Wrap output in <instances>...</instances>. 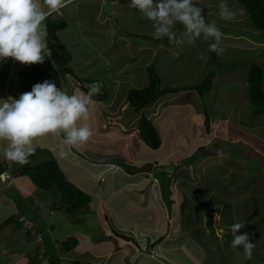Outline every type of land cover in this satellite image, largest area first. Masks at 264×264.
Returning <instances> with one entry per match:
<instances>
[{
  "label": "rangeland",
  "instance_id": "1",
  "mask_svg": "<svg viewBox=\"0 0 264 264\" xmlns=\"http://www.w3.org/2000/svg\"><path fill=\"white\" fill-rule=\"evenodd\" d=\"M118 1L119 0H78L77 2L69 4L67 7L57 11L60 16H66L68 21L67 28L58 33L59 40L66 47V54L71 56V61L68 67H70L75 75L81 79H90L101 83L104 81L106 82L104 76L106 70L101 75L97 72L99 68L98 60L100 59L101 54L105 55V52L112 47L108 45L109 40L102 38L100 34L104 32H117L119 34L133 35L132 37L135 40H133V42H136L137 44L148 43L146 40L138 39L136 37L137 34L150 35L149 42L154 43L155 41L157 49L156 62H149V58L152 57L151 53L144 51L142 55L146 58V61L149 62V66H152L162 77L164 82L162 87H164V89H179L178 87H182L183 85L185 87H196L201 85L208 76L213 75L211 86H209L211 87V90L210 92L204 93L202 96V102L200 100L201 96H197V92L187 91L181 94H167L169 95L168 99L171 101V106L167 108V112H163L160 117L154 121L157 125L159 136L160 134L163 136L165 117L169 114L174 115L172 116L175 119L174 122L170 125V128L167 127V144L164 145L166 149L160 151H156L158 149H152L155 151L149 152L143 148L142 150L144 151V154L138 158H145L147 156L159 163L161 159L163 160L162 154H164V152L168 153L170 147L175 144V138L171 131L175 130L178 134L180 133L179 143L186 146V153L175 154V158L182 157V160L173 164H168L169 167L186 164L183 168H180V173L176 177L179 187L183 185L187 194H191L192 192H190V190H194L195 187L200 191L201 187V195L205 196V199L207 197L211 201L217 196L220 201H225L226 204L227 201H232V203L228 202L229 204H232L230 205L232 206V210L227 207L225 211L227 222H232L234 220L235 212V223L238 222L242 224H245L246 221H250L251 219L255 220V218H258V216L262 214V216H259L260 219H258V223L256 224L262 227L263 233H260L259 226H257L256 229L260 236L255 234L258 237L252 236L251 238L255 247L253 248L252 258L250 260H244L242 258L243 249L240 251H234L233 248L231 249V242H229L230 238L227 240L223 234V232H225L223 230H225L224 228L226 227L225 222L221 220L220 212L221 209L226 206L225 204L216 207L214 205H218L219 202L216 203V201H212L210 202V205H213V208H208L206 210L204 208L202 209L201 213L205 214V216H201L200 219L202 220L205 218L206 222L205 229H203L204 238L201 240H203V243H207V240H211V236L213 237V241H217L214 247L217 264H235V262L239 260H244L243 264H254L253 260L255 258H261L262 261V256H264V172H262V169L259 170V172H256L253 168L256 167V162H259L264 167V115L258 114L255 116V107H253L250 100L248 69L253 64H256L264 71V31L260 30L255 32V26L251 18L248 16V13H246L245 8L242 7L237 0H226L228 6L236 13L235 19L230 21L219 18L218 5L220 0H204V2L208 4V7H206L201 0H198V2L208 10V22L215 21L222 31L223 38L221 46L225 51L223 55L218 56L215 52L209 51V42H205L203 39H198V41H196V47L189 48L185 52L187 58L193 62V64H188L180 58L172 59V55L167 53L168 49L166 45L168 39L153 38L152 32L154 29L152 27V22L142 19V14L138 10L129 8L128 5L130 4V0H123L122 2L121 0ZM39 3L42 7H45L43 5V0H39ZM102 5H105V7H102ZM96 12L98 14L95 16L94 14H96ZM110 12L115 13V15L113 17L108 16ZM116 13L120 14L117 15ZM107 17L109 19H107ZM179 26L182 27L180 24ZM173 30L175 31V29ZM157 43H159V46H157ZM197 46L200 47L197 48ZM120 55H122L121 52ZM121 57H123V55ZM6 59L7 60L0 62V81L3 76L8 75L7 71L12 65V58ZM64 63L67 62L65 61ZM19 68L20 65L16 67L15 73ZM138 73H141V71ZM135 76L137 79L134 81V87L140 89L146 84V76L144 75L145 79H143V77L137 74V72L135 73ZM67 77L70 80L72 91L83 92L80 83L77 82L73 75L70 74ZM13 80H15V76L13 77ZM15 85L16 83L12 81V86L14 89H17V86ZM107 88L110 94L115 96L119 94L118 102H121L129 90L133 89L129 85H122L116 89L115 93L112 86H108ZM111 96L106 99V101H108ZM186 102L194 103L191 107H185ZM114 108L115 106L111 108V111ZM102 109L104 111L106 110V113H108L110 111V106H105V104H103ZM205 112L208 113L211 122L210 126L212 130L208 133L206 131L205 122L203 121L205 119ZM106 113L100 111V113L95 114V117H105ZM215 116H218L220 121L216 122ZM79 123L89 124L93 135L87 143L80 145L82 147H87L86 152H83L80 148L77 149L78 147H76V162L81 164L85 171L93 172L96 170L95 165L92 163L94 158L95 163L97 160L105 161V157L99 154V149H97L94 144V139L97 134L102 135L108 133L102 132V130H104V128L107 129V127L103 121L102 125L96 128L94 121L91 120L90 114L88 120H81ZM240 123H243L244 127H241ZM98 128L99 130H97ZM202 135L205 137L201 138ZM42 137L47 143L55 141L52 134H46ZM60 139L62 140V137H60ZM200 139L202 140L201 144L200 142L197 143V140ZM61 142V150L63 148V151L68 153L70 149H68L67 146H63ZM112 147H115V145H112ZM205 151L212 153V155L205 156ZM46 152L47 156L52 154L47 150L42 154H45ZM42 156L43 158L47 157L46 155ZM70 157L74 158L73 153L70 154ZM199 158L201 159L199 160ZM113 159L116 163H120L121 165L124 164L120 158ZM198 160L199 167L195 168L194 166L197 165ZM190 162L195 164L190 165ZM156 167H159V170H162L163 173L161 176H164V178L167 179V182H169V167L155 165V169ZM69 171L70 176H68L71 179L82 180V183L86 186L85 188L90 189L91 193L94 195L97 193L95 197L96 207L104 209L106 206L104 201L111 198V195L109 196L108 192L112 185L111 181L107 179L109 175L103 174L101 176L100 185L98 184L100 181L92 178L88 172H84V175H78L81 174V172L76 167H74V171L78 174H75L71 167L69 168ZM133 173L134 170L132 171V174ZM123 179L126 184L132 182V179L128 176ZM29 180H26L27 183L18 194L19 196L17 199L19 200V203L22 202L24 196L30 194L33 195L32 189L38 188L34 185L31 179ZM167 182L162 184L167 186V184H169ZM129 184L132 185V183ZM126 186L121 193L113 194L110 199V203H115V205L111 207L113 208L112 211L106 213L107 209H104L105 211L102 210L98 213L99 216L97 217V220L102 222V228L104 226H109L108 224H113V219L116 221H128L129 219L134 218L136 214L137 216H141L142 214H138L140 209L145 212L149 209L143 207L145 206L144 204L147 203L149 194L141 192L142 189L139 190V194L137 192L131 193L132 189ZM96 187L99 188L98 191ZM134 187H137V185H134ZM104 191L107 192L104 193ZM165 191H167V188ZM170 192L173 193L174 190L170 189V191H167V193L164 194L165 201L168 200V194ZM201 195L199 198L204 199ZM144 196L145 201L142 199ZM25 202H29V198L26 199ZM91 202L92 200L90 199V201L85 204L86 209L84 208L83 212L86 213V217H88L87 213L89 214L88 209L91 206ZM138 202L140 207H136ZM151 203L152 201L149 202V204ZM193 205H195V203H193ZM136 208L140 209L137 210ZM150 208L156 211L153 213L156 214L154 215L156 218L157 215L164 216L166 210L168 215L173 213L169 212L167 207L161 208L159 204L151 206ZM153 210L152 212H154ZM80 211L81 210H77L73 213H69L66 210L59 209L54 215L56 218L54 220L55 226H60L61 228L58 230V228L55 227L56 236L59 239H63L57 241H53L55 240L53 239L54 233L51 232V230L44 231V228L46 227L45 222L48 218H44L42 221L40 216L34 218L43 230L41 240H44L45 245L48 242L50 244V248H45V245L40 248L41 255L46 256V254L58 252V245H61V243L69 239L66 238L67 223L64 222V219L68 217L69 214L75 216L80 213ZM13 212L14 210H6V214ZM216 212H218V214ZM178 213L180 214V205ZM212 216L214 217L212 218ZM168 219L167 224L169 225ZM80 220L83 219L80 218ZM153 220L154 219L150 216L148 219L146 218V221L143 224L146 230H155L157 228V224H154ZM89 226L90 228H93L96 224L92 221V224ZM212 231L215 233L214 236ZM78 233L80 234L84 232L83 230H78ZM246 233H248L250 237L251 232ZM121 234L123 235L120 238H123L125 234ZM23 236L26 235H21V238H23ZM222 236L224 241L221 239ZM32 239L33 237L26 240L28 248L25 250V258L36 256L35 245ZM73 239L77 241L75 237H73ZM210 243H212V241H210ZM145 246L147 247L148 245L145 244L144 247ZM37 247H39V245H37ZM61 251L63 252L62 249H59L60 260L64 258V253ZM6 259V257H2L0 254V264H5ZM206 260L208 263L212 261L215 264V261L211 256H208ZM245 261L247 263H245ZM41 262L43 263L42 260ZM16 264L26 263L16 262ZM66 264L70 263L67 262ZM261 264H264V261Z\"/></svg>",
  "mask_w": 264,
  "mask_h": 264
},
{
  "label": "crops",
  "instance_id": "2",
  "mask_svg": "<svg viewBox=\"0 0 264 264\" xmlns=\"http://www.w3.org/2000/svg\"><path fill=\"white\" fill-rule=\"evenodd\" d=\"M122 1L123 0H121V2ZM201 1L206 5V7H208V4H206L204 0ZM194 3L200 4L198 0H194ZM238 3L240 2L238 1ZM103 6L105 7V5H102V7ZM242 7L244 6L242 5ZM246 13H248L247 10ZM97 14L98 13L96 12V14L94 15L96 16ZM116 14L119 15L120 13ZM114 15L115 13L112 12L108 14V16L110 17H113ZM248 16L250 17L249 14ZM107 19L109 18L107 17ZM178 27H180L179 24H177L174 29L179 37L183 33V27ZM100 36L102 38L108 39V45L112 47L105 52V55L101 54V57L98 60L99 68L97 72L99 75H101L106 70L104 73L106 82H104L106 83L107 87L112 86L115 93L116 89L122 85H129L131 86V88L134 87V81L137 79L135 76L136 72L137 74L141 75L143 79H145V75V80H147L146 84L140 89H144L149 86L150 80L147 68L149 67V62H156L157 59L156 43L155 41L154 43L149 42L150 35H136L138 39L148 41V43L143 44H137L136 42H133V35L130 34L126 35L119 34L117 32H104L100 34ZM157 46H159V43H157ZM166 46L168 49L167 53H170L172 55V59L180 58L183 59L185 63L193 64V62L187 58L185 52L189 48L196 47V42L193 45H188L186 43L175 44L169 43V41H167ZM199 47L200 46H197V48ZM144 51H147L152 55V57L149 58V62H147L146 58L142 55ZM120 52L122 53L123 57H121L122 55H120ZM11 64V67L7 71L8 75L3 76L2 80L0 81V100H6L9 97H15L18 99L21 95V92L18 89L17 81L13 80V77L16 76L17 73H15L16 67L22 63L12 58ZM138 70H140L141 73H138L140 72ZM160 78L161 88L164 89V87H162L164 84L163 79L161 76ZM12 81L16 83L15 86H17V89H14V87L12 86ZM183 87L185 86L183 85L182 87L178 88ZM63 90L67 91L69 95L78 92L80 93V91H72L70 87V80L68 77H66V81H64ZM181 93L183 92H180V94ZM111 95L112 94H110V96ZM197 96L199 95L197 94ZM118 97L119 94L117 96L112 95L111 98L106 102H96L92 99L93 104L90 107L89 113L91 120L94 121L96 128L100 127L104 121L107 129L104 128L102 132H108L102 135L97 134L94 139V144L96 145L97 149H99V154L105 157V161L97 160V162L95 163V158L93 159L94 161L92 160V163L96 168L95 171H85L83 169V166L76 162V147H67L68 149H70L68 153H66V155L64 156L60 155V142L62 141L60 137H62V133L52 134L53 139H55V141L52 143H47L43 139V137H37L34 140L35 150H40V153L36 154L34 162H39V160L41 161L42 159H45L42 156V153H44L45 150L51 152V156L54 157L57 161L66 179L74 186H76L81 192H83L88 198V201H90V199L92 200L91 206L88 209L89 214L87 213L88 217H86V213L83 212L84 208L86 209L84 205V207L80 209V213L75 216L69 214V216L64 219V222L67 223V228L65 227L67 232L66 238L70 239L75 237L78 244L72 251H61L62 253H64V258L62 260H60L59 254V249H62L60 245H58V252L51 253V256L46 257L45 255H41L40 248L45 245L44 240H41L43 230L42 228H40L38 222L34 219L36 218V216H40L41 221L44 218H48L45 222L46 227L44 228V231L51 230V232L54 233L53 239L55 240L53 241L63 240L57 238L55 233V227H57L58 230L61 229L60 226H55L54 221L56 219L54 215L59 210L56 209L58 200L55 198V196H53V194L45 192L40 188H34L32 189L33 195L30 194L24 196L22 202L19 203V200L17 199V197L19 196L18 194L27 183L26 180H29L30 178L28 176L18 177L15 176L14 173L20 166H22L26 162L20 164L7 161L3 156V150L6 147L7 142L0 140V254L2 257L7 258L5 264H16V262H25L26 264H66L67 262L70 264H214L212 261L208 263V261L206 260L208 256H211L215 261V264H217V258L214 254V247L217 241H213V237L211 236V240H207V243H203V240H201L202 238H204L203 229H205L206 222L205 218L202 220L200 219L201 216H205V214H202L201 211L203 208L206 210L208 208H213L214 206L217 207L224 204L226 205L225 207L223 206V209H221L220 216L221 220L225 222L226 227L224 228L225 230H223L225 231L223 232V234L225 235V238L227 240L228 238H230L229 242H231L232 235L230 231V225L235 223L236 212L234 220L232 222H227L225 211L227 207L232 210V206H230L232 204H229L232 203V201H227L226 204L225 201H220L217 196L214 197L211 201L207 197L205 199V196L201 195L202 188L199 185L198 186L200 187V191L196 187L194 190H190V192H192L193 194H187V191L185 190L183 185L181 187L178 186L176 177L180 173V168H183V166L186 164H179L178 166L173 165L171 167H169L168 164H173L182 160V157L175 158V154L186 153V146H183L179 143L180 133L178 134L177 132H175V130H173L174 132L171 131L175 138V144L174 146L170 147V151L168 153L164 152V154H162L163 160L161 159V161L157 163L147 156L145 158H138L139 156H142L144 154V151L142 150L143 148H145L149 152L155 151L147 146L143 141L138 127L139 120L143 116L147 117L153 122L154 126L157 129V125L154 121L158 117H160L163 112H167V108L171 106V101H169L168 99L169 95L166 94L163 97L159 98L151 106L140 111V113H136L129 108V105L127 103V95L122 99L121 102H118ZM200 100L201 102L203 101L202 99ZM193 103L194 102H186L185 107H191ZM103 104H105V106H110V111L107 109L109 111L108 113H106V110L104 111L102 109ZM113 106H115V108L111 111V108ZM100 111L106 113L105 117L99 116L98 118H96L95 114L100 113ZM170 115L171 114L167 115L164 119V134L163 136H161L160 134L162 144L161 147L156 151L166 149L164 145L167 144V127L170 128V125H172L175 120L174 117H172L174 115ZM215 118L216 122L220 121L218 116H215ZM203 121L205 122V119ZM97 130H99V128ZM204 135H202L201 138H204ZM199 142L201 144L202 140H197V143ZM112 145H115V147H112ZM77 147V149L80 148L83 152L87 151V147ZM71 153H73L74 158L70 157ZM204 155L208 156L212 155V153L205 151ZM113 158H120L121 161L124 162V164L121 165L120 163H116ZM200 159L201 158H199V160ZM199 160L197 161V165L194 166L195 168L199 167ZM146 164L152 165L149 172L136 171L137 169L146 166ZM194 164L195 163H191L190 165ZM155 165H163L164 167L167 166V168L169 167V182H167V179H165L164 176H161L163 172L162 170H159V167H156L155 169ZM70 167L73 169V172H75V174L78 173L74 171V167L79 169L81 174L78 175H84V172H88L89 175L92 176V178L98 179L100 181L98 183L100 185L101 176L103 174L109 175L107 179L111 181L112 185L108 192L109 196L111 195V198L113 194L121 193L123 188L127 184L128 185L126 187L132 189L131 193L137 192L139 194V190L142 189L141 192H146L147 194H149L147 203L144 204L145 206L143 207L149 209L145 212L140 208H136L137 210L140 209V212L138 214H142L144 216H137L136 214L134 218H131L128 221H116L112 218L113 224H108L109 226H104L102 228V222H99V220H97V217L99 216L98 213L104 209H107L106 213L112 211L113 208L111 207L114 206L115 203H110L111 198H109L104 201V204L106 205L104 209L97 208L95 203V197L97 193L96 195H94L91 193L90 189L85 188L86 186L82 183V180L71 179L69 177ZM133 170L134 173L132 174ZM126 176L132 179V182H129L132 183V185L129 183L126 184L124 182L123 178ZM164 182H167L169 184L165 186L164 184H162ZM134 185H137V187H134ZM96 188L98 191L99 188ZM166 188L167 191L173 189L174 192H170L168 194V200L165 201L164 194L167 193V191H165ZM105 192L107 191H104V193ZM200 195L204 199L199 198ZM28 198L29 202H25V200ZM32 199L37 203H35ZM142 199L143 201H145V196L142 197ZM151 201L152 203L149 204V202ZM212 201H216V203H219L218 205L213 206L210 205V202ZM193 203H195V205H193ZM156 204H159L161 208L167 207L168 211L173 213H170V215H168L166 210L164 216L157 215L156 218L154 216L156 214H153L156 211L150 208L151 206H155ZM178 204L180 205V214L178 213ZM136 207H140L139 202L137 203ZM6 210H14V212L6 214ZM152 210L154 212H152ZM216 213L218 214V212ZM149 216L154 219V224H157V228L155 230H146V228H144L143 224L146 221V218L148 219ZM259 216H262V214H260ZM259 216L258 218H255V220L251 219L250 221H246V223L244 224L245 227L242 228V231L240 230V234H243L245 232L256 233L252 229H254L253 224H256L255 222H258V219H260ZM213 217L214 216H212V218ZM80 218L83 220H80ZM88 218L93 219L90 220ZM167 219L169 220V225L167 224ZM92 221L94 222V224H96V226L90 228L89 225L92 224ZM78 230H83L84 233L79 234ZM119 232L124 233V236L133 238V240L126 241L123 238H120L119 235L123 234ZM212 234L213 236L215 235L214 231H212ZM21 235L26 236H23V238H21ZM31 237H33L32 240L35 245L36 256L25 258V250L28 248L26 240H29ZM221 239H223L224 241L223 236ZM210 241H212V243H210ZM48 244L49 242L45 245V248L48 247ZM145 244L148 246L144 247ZM37 245H39V247H37ZM230 248L232 249V247ZM240 250H242V248L234 249V251ZM262 257V261L261 258H255L253 260L254 264H261L264 261V256ZM41 260L43 261V263L41 262ZM244 260L236 261L235 264H243ZM245 263L247 262L245 261Z\"/></svg>",
  "mask_w": 264,
  "mask_h": 264
},
{
  "label": "clouds",
  "instance_id": "3",
  "mask_svg": "<svg viewBox=\"0 0 264 264\" xmlns=\"http://www.w3.org/2000/svg\"><path fill=\"white\" fill-rule=\"evenodd\" d=\"M77 1L43 0L45 7H42L39 0H0V61L13 58L27 65L44 63L48 48L45 21ZM128 6L138 10L142 19L152 22V35L156 39L166 37L169 43L193 45L202 38L209 42V51L218 56L225 51L219 26L215 21H206L203 9L194 0H130ZM218 9L220 19H235L236 13L226 0H220ZM177 24L183 26L179 37L173 30ZM98 92L99 85L93 84L89 85L87 93L69 95L54 81L45 80L34 84L31 91L22 93L18 99L0 100V140L7 142L4 158L25 163L35 151V138L46 134L62 133V145L67 147L87 143L93 135L91 126L79 121L89 119L92 96ZM60 155H66L63 148ZM244 227L238 222L230 225L231 246L242 248L243 259L250 260L255 245L248 233L240 234Z\"/></svg>",
  "mask_w": 264,
  "mask_h": 264
},
{
  "label": "trees",
  "instance_id": "4",
  "mask_svg": "<svg viewBox=\"0 0 264 264\" xmlns=\"http://www.w3.org/2000/svg\"><path fill=\"white\" fill-rule=\"evenodd\" d=\"M247 10L250 18L255 26L256 31H264V0H238ZM197 6L203 9V14L206 21H208V10L198 3H195ZM48 30L47 44L48 48L44 53V63L42 64H20L15 80L17 81L18 89L22 93L31 91L32 86L36 83H42L45 80L54 81L57 84V87L63 89L64 81H66L67 75H73L77 82L80 83L81 89L84 93L89 91V85H99V92L92 96V99L95 101H106L110 97V92L106 87L104 82L93 81L90 79H81L75 75L74 71L68 67L71 56L66 54V47L58 38V32L62 31L68 26V21L65 16H59L54 14L49 16L45 21ZM183 27V26H182ZM181 26L178 28H182ZM166 38V37H165ZM7 60V59H5ZM66 61L67 63H64ZM149 74V86L144 89H139L132 87L133 89L129 90L127 93V103L129 108L136 113H140L143 109L151 106L159 98L163 97L166 94H175L180 92L195 91L200 95L201 99L205 92H210L211 83L213 75L208 76L204 82L196 87H183L179 89H162L161 88V78L155 69L152 66L147 68ZM264 71L260 66L256 64L249 67L248 72V83L250 86V100L255 107V116L258 114L264 115ZM203 100V99H202ZM214 114V113H213ZM210 118L207 112H205V126L206 131H210ZM241 127H244L243 123H240ZM139 131L143 141L151 149H159L161 147L162 141L158 134L156 127L153 122L147 117H141L139 120ZM38 150V149H37ZM40 153V150L34 151L31 154L26 163L18 168L14 173L15 176H28L35 186L40 188L45 192H49L55 196L58 200L56 209H63L69 213H73L77 210H80L87 203L88 198L86 195L81 192L76 186L70 183L63 172L61 171L57 161L50 154L47 156V153L43 154L47 157L42 159L39 162L35 161L36 154ZM251 160V159H250ZM192 163V162H190ZM256 167L253 168L254 171L259 172L262 169L264 172V167L259 162H256ZM259 166V167H258ZM258 223V222H255ZM254 225V232L251 233L250 239L252 236L258 237L259 234L255 227L259 226ZM260 233L262 227L259 226ZM257 234V235H255ZM119 235V234H117ZM122 237V235H119ZM123 239L130 241L131 238L123 236ZM77 241L73 238L68 239L67 241L61 243V248L65 252L72 251L77 246ZM50 248V244L48 247ZM51 256L46 254V257Z\"/></svg>",
  "mask_w": 264,
  "mask_h": 264
},
{
  "label": "water",
  "instance_id": "5",
  "mask_svg": "<svg viewBox=\"0 0 264 264\" xmlns=\"http://www.w3.org/2000/svg\"><path fill=\"white\" fill-rule=\"evenodd\" d=\"M151 167H152V165L148 164L142 168L137 169L136 171H138V172H149Z\"/></svg>",
  "mask_w": 264,
  "mask_h": 264
}]
</instances>
